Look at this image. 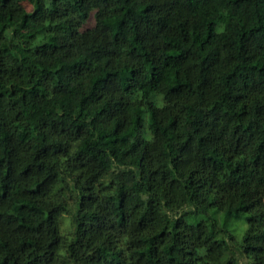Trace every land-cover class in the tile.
Here are the masks:
<instances>
[{
  "label": "trees",
  "instance_id": "obj_1",
  "mask_svg": "<svg viewBox=\"0 0 264 264\" xmlns=\"http://www.w3.org/2000/svg\"><path fill=\"white\" fill-rule=\"evenodd\" d=\"M0 264H264V0H0Z\"/></svg>",
  "mask_w": 264,
  "mask_h": 264
},
{
  "label": "rangeland",
  "instance_id": "obj_2",
  "mask_svg": "<svg viewBox=\"0 0 264 264\" xmlns=\"http://www.w3.org/2000/svg\"><path fill=\"white\" fill-rule=\"evenodd\" d=\"M92 23L93 22L91 20L88 26H91ZM69 209H70V213L67 216H65L61 221V231L65 236H71L74 232V227H75L74 222H73V209H74L73 202L69 203ZM229 226L236 230H243L245 229L246 224H245V221L243 220H239V221L230 220ZM238 235L240 236V233Z\"/></svg>",
  "mask_w": 264,
  "mask_h": 264
}]
</instances>
